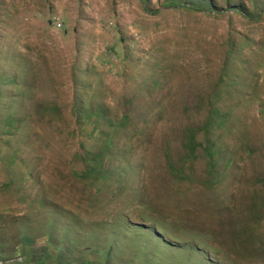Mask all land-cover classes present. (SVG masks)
Segmentation results:
<instances>
[{"label": "rangeland", "instance_id": "374dc122", "mask_svg": "<svg viewBox=\"0 0 264 264\" xmlns=\"http://www.w3.org/2000/svg\"><path fill=\"white\" fill-rule=\"evenodd\" d=\"M0 264H264V0H0Z\"/></svg>", "mask_w": 264, "mask_h": 264}]
</instances>
